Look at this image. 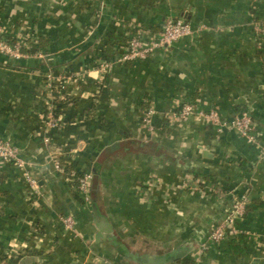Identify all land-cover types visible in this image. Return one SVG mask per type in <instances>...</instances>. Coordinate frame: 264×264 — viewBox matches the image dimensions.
Returning a JSON list of instances; mask_svg holds the SVG:
<instances>
[{
    "label": "crops",
    "instance_id": "0c3cea01",
    "mask_svg": "<svg viewBox=\"0 0 264 264\" xmlns=\"http://www.w3.org/2000/svg\"><path fill=\"white\" fill-rule=\"evenodd\" d=\"M169 19L194 33L123 59L132 38L155 39ZM0 25L30 51L0 53V138L34 163L40 185L31 194L20 169L0 165L3 264H143L117 244L174 259L164 264H264V0H0ZM187 101L227 120L249 112L257 142L199 116L166 118ZM150 107L158 135L146 141ZM55 157L94 173L90 202ZM243 195L239 233L211 242ZM108 224L114 244L97 238Z\"/></svg>",
    "mask_w": 264,
    "mask_h": 264
},
{
    "label": "built area",
    "instance_id": "2783aa9c",
    "mask_svg": "<svg viewBox=\"0 0 264 264\" xmlns=\"http://www.w3.org/2000/svg\"><path fill=\"white\" fill-rule=\"evenodd\" d=\"M193 33L194 27L188 20L169 19L155 39L147 41L138 37L132 38L128 43V48L123 56V59H146L157 49L171 46L176 41L189 37ZM22 45L21 41L11 43L5 36L4 29L0 25V53L11 58H21L25 55L22 51ZM110 68L111 63L107 62L101 65V69L103 71H108ZM47 80L49 81L48 86L52 88L54 80L52 72L47 74ZM156 114L157 111L153 107H150L146 109L143 115V125L148 132L145 137L146 141H149L158 135V128L154 122ZM165 116L166 118L175 120H184L190 116H199L217 124L220 130L229 128L241 134L248 142H257L254 120L251 114L247 111H242L227 120L223 118L215 109L204 111L198 109L192 101H187L178 109L167 112ZM45 124L50 127L58 124V118L53 111L48 113V116L45 119ZM45 142L49 143L50 138L46 137ZM8 163H13L21 170L22 176L31 194H35L39 191V180L34 176L32 171L34 163L22 157L20 148L14 145L11 141L0 138V165ZM53 165L58 172L65 173L64 164L60 159L55 157ZM72 174H76V172L74 171ZM94 177L95 176L92 171L83 172L82 175L78 177L77 188L86 202L91 201V187ZM248 202L249 199L246 195L235 197L232 200L229 211L225 214L222 221L211 231L209 235L211 242L220 244L229 236H235L239 233L238 222L244 218ZM64 222L66 227L69 229H73L75 226V220L71 216L66 217ZM0 264H3L2 261H0Z\"/></svg>",
    "mask_w": 264,
    "mask_h": 264
},
{
    "label": "water",
    "instance_id": "95a60500",
    "mask_svg": "<svg viewBox=\"0 0 264 264\" xmlns=\"http://www.w3.org/2000/svg\"><path fill=\"white\" fill-rule=\"evenodd\" d=\"M100 227V231L97 233V238L100 236H105L109 239V241L114 244L115 242V236L112 233V227L111 224H108L107 227ZM129 259H134L139 263L143 264H164L168 262H172L174 259L171 256H161V257H150L145 255H127ZM182 255H177V262H181Z\"/></svg>",
    "mask_w": 264,
    "mask_h": 264
},
{
    "label": "trees",
    "instance_id": "16d2710c",
    "mask_svg": "<svg viewBox=\"0 0 264 264\" xmlns=\"http://www.w3.org/2000/svg\"><path fill=\"white\" fill-rule=\"evenodd\" d=\"M11 43H14V41H10ZM22 51H26V52H30L28 49H25L22 47ZM38 52V50H32L31 52ZM64 164V163H63ZM64 168H65V171L66 172H70V176L73 180V185L77 186L78 187V177L80 175H82L83 172H79L78 170H75L76 174H72L74 172V167L73 165H65L64 164ZM93 183H94V180H93ZM93 188H94V185L92 184V187H91V199H92V191H93ZM249 206L247 205V210H248ZM247 212V211H246ZM246 216V214H245ZM117 249L119 250V252L123 255H128L130 252H129V249L127 247H124L122 246L121 244H117ZM20 257H17V258H13L11 260V264H19L20 263ZM132 260V259H130ZM188 263L192 264L193 262L190 261V260H187ZM120 264H124L123 262H121Z\"/></svg>",
    "mask_w": 264,
    "mask_h": 264
}]
</instances>
